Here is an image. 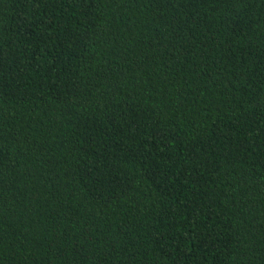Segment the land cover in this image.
Here are the masks:
<instances>
[{"label": "trees", "instance_id": "obj_1", "mask_svg": "<svg viewBox=\"0 0 264 264\" xmlns=\"http://www.w3.org/2000/svg\"><path fill=\"white\" fill-rule=\"evenodd\" d=\"M0 264H264V0H0Z\"/></svg>", "mask_w": 264, "mask_h": 264}]
</instances>
